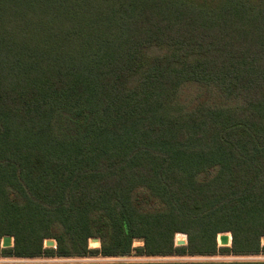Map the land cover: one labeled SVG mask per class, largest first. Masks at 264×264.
<instances>
[{
  "label": "trees",
  "instance_id": "1",
  "mask_svg": "<svg viewBox=\"0 0 264 264\" xmlns=\"http://www.w3.org/2000/svg\"><path fill=\"white\" fill-rule=\"evenodd\" d=\"M263 239L264 0H0V257Z\"/></svg>",
  "mask_w": 264,
  "mask_h": 264
},
{
  "label": "rangeland",
  "instance_id": "2",
  "mask_svg": "<svg viewBox=\"0 0 264 264\" xmlns=\"http://www.w3.org/2000/svg\"><path fill=\"white\" fill-rule=\"evenodd\" d=\"M184 235V234H183ZM180 240H186L187 237ZM14 239V238H13ZM50 240V239H49ZM52 240V239H51ZM176 240L177 236H176ZM48 241V240H47ZM263 243V240H262ZM94 243L89 242L91 248H99V246L93 247ZM142 245L141 242H135L134 246ZM218 245L220 242L218 240ZM264 245V243H263ZM178 246V245H177ZM2 247V241H1ZM46 247V241H45ZM222 247V246H220ZM230 247V246H229ZM147 260V259H146ZM144 259L135 257H124V258H85V259H52V258H39V259H25V258H14V257H0V264H41V263H111V262H142ZM150 261H166V262H188V263H244V262H264V254L255 256H233V255H222L217 254L215 256H203V257H171V258H159L149 259Z\"/></svg>",
  "mask_w": 264,
  "mask_h": 264
},
{
  "label": "water",
  "instance_id": "3",
  "mask_svg": "<svg viewBox=\"0 0 264 264\" xmlns=\"http://www.w3.org/2000/svg\"><path fill=\"white\" fill-rule=\"evenodd\" d=\"M218 240L220 242V246L222 247H229L231 246V243H232V235L230 233H223V234H220L218 236ZM91 242L93 243H99L100 244V241L99 239L97 238H93L91 239ZM263 243H264V239H263ZM187 244V241L186 240H176V245L178 246H184ZM14 246V239L13 237L11 236H5L3 239H2V248H11ZM46 247H56V242L55 240H48L46 241Z\"/></svg>",
  "mask_w": 264,
  "mask_h": 264
},
{
  "label": "crops",
  "instance_id": "4",
  "mask_svg": "<svg viewBox=\"0 0 264 264\" xmlns=\"http://www.w3.org/2000/svg\"><path fill=\"white\" fill-rule=\"evenodd\" d=\"M140 259H144L145 261H142V262H148L149 259H153V258H140ZM147 259V260H146Z\"/></svg>",
  "mask_w": 264,
  "mask_h": 264
}]
</instances>
